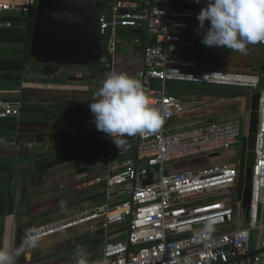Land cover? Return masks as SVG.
Wrapping results in <instances>:
<instances>
[{"label": "built area", "instance_id": "built-area-1", "mask_svg": "<svg viewBox=\"0 0 264 264\" xmlns=\"http://www.w3.org/2000/svg\"><path fill=\"white\" fill-rule=\"evenodd\" d=\"M105 3L113 12L111 22L106 21V7L101 15L103 75L118 72L120 31L144 30L154 41L144 50L145 71L135 78L146 89L151 103H166L170 115L158 133L125 137L120 149L109 137L107 167L82 185L100 188L104 201L33 229L39 241L87 228L102 246L100 264H264L263 76L196 71L194 64L178 57L194 47L184 33L197 30L202 0L200 4L194 0H139L137 9L130 7L128 0ZM36 4V0H27L25 5L0 1V14H29ZM107 29L110 34L105 35ZM172 82L243 88L260 95L248 215L237 199L203 201L213 195L236 194L237 164L199 171L173 169L177 162L233 149L240 143L242 122L228 120L171 130L173 120L185 113L182 99L168 92L167 85ZM20 115L19 104L0 101V121Z\"/></svg>", "mask_w": 264, "mask_h": 264}, {"label": "crops", "instance_id": "crops-1", "mask_svg": "<svg viewBox=\"0 0 264 264\" xmlns=\"http://www.w3.org/2000/svg\"><path fill=\"white\" fill-rule=\"evenodd\" d=\"M0 1L27 4V0ZM128 1L130 7H140L139 0ZM36 6L32 7L29 14H0V100H38L20 104L21 115L18 118L0 121V250L7 249L10 254L20 249L25 240V236L20 238L23 233L20 228L33 230L81 213L104 201L100 188L82 185L87 178L96 176L107 167L109 137L97 131L89 107L93 94L102 87L106 75L101 72L93 74L84 67H68L57 69L56 75L50 74L49 80L39 79L43 71L40 72L37 67L39 64L26 53L33 28L30 20H34ZM204 7L206 0H202L198 11ZM184 36L194 47L181 52L178 57L194 64V70L240 74H254L257 73L255 70H260L264 87V46L249 45L246 54H241L205 47L196 31L185 32ZM119 41L116 70L135 78L144 72V50L154 40L144 30L136 29L121 30ZM98 65L102 68L101 61ZM54 77H83L99 82L57 81ZM223 88L175 82L167 85L168 92L180 97L184 107L186 103L197 104L199 101L212 103L201 114L204 125L241 120L243 126L245 99L253 92L234 88V99H230L222 96ZM183 121L179 117L175 118L171 130H183L180 129ZM197 121L193 120L195 123ZM17 134L46 137L43 142L30 146L27 155L20 158L18 149L10 143ZM241 141L242 135L240 143L234 147V157L230 156L228 162L218 163L230 155L220 152L187 160L178 171H199L233 163L239 166ZM21 170L23 183L20 206L14 217H8L9 180L14 172ZM235 225H238V221ZM87 235V228H78L39 241L35 248H25L15 258V264H77L78 251L86 253L88 259L92 258L99 243L89 237L83 240ZM81 238L82 242L73 246L74 241ZM96 264H100V259Z\"/></svg>", "mask_w": 264, "mask_h": 264}, {"label": "water", "instance_id": "water-1", "mask_svg": "<svg viewBox=\"0 0 264 264\" xmlns=\"http://www.w3.org/2000/svg\"><path fill=\"white\" fill-rule=\"evenodd\" d=\"M105 7V0H37L29 55L35 63L44 67L39 79H51L49 66L88 68L102 60L105 55V46L102 43L100 26L102 10ZM112 12L111 7H106L107 22H111ZM122 13L127 12L123 10ZM108 34L110 29L105 31V35ZM255 71L260 72V70ZM53 79L78 83L99 82V80L83 77H54ZM259 97L258 93H252L246 97L242 126L239 182L236 194L237 201L241 203L247 215L252 197L251 184L255 162ZM0 101L19 105L29 101L38 102V100H26V98ZM45 137L17 134L10 143L18 149V155L22 158L30 146L43 142ZM22 179V170L14 172L10 177L8 217H14L19 209ZM150 182L151 177L147 183ZM102 234L103 232H100V235Z\"/></svg>", "mask_w": 264, "mask_h": 264}, {"label": "clouds", "instance_id": "clouds-1", "mask_svg": "<svg viewBox=\"0 0 264 264\" xmlns=\"http://www.w3.org/2000/svg\"><path fill=\"white\" fill-rule=\"evenodd\" d=\"M196 18V34L205 47L246 54L249 45L264 44V0H206ZM89 107L97 131L110 137L119 149L126 143L125 137L158 133L170 115L166 103H151L140 80L115 71L106 74ZM39 239L38 233L29 230L14 254L0 250V264H15V258L25 248H35ZM77 264H89L86 253L78 251Z\"/></svg>", "mask_w": 264, "mask_h": 264}, {"label": "rangeland", "instance_id": "rangeland-1", "mask_svg": "<svg viewBox=\"0 0 264 264\" xmlns=\"http://www.w3.org/2000/svg\"><path fill=\"white\" fill-rule=\"evenodd\" d=\"M102 43L105 46V40H102ZM180 87H183V86H180ZM183 88H188V87H183ZM209 105H212V103L211 104H210V102H206L205 103L203 101H199V102H197V104L196 103L195 104L194 103H192V104L186 103L184 115H186V114H196V113H197L196 114L197 116L201 115L203 113V110L206 108V106H209ZM223 108L225 109V106H223ZM228 108H230V107H228ZM205 112H209V111H205ZM194 119H196V118H192L191 117L190 120H194ZM223 153H225V154L226 153H230V155H227L223 160L221 159L220 162H218V163L228 162L229 158H231L230 156L234 157V148L231 149V150L224 151ZM185 161H187V160H185ZM185 161L177 162L174 165L173 169L174 170H179L180 169V165H183ZM230 199L236 200L237 199V194L232 193V194L213 195V196L204 198L203 201L207 202V203L208 202L216 203V202H219V201H225V200H230ZM88 237L92 239V237L90 235L89 236L87 235V236H85V238L83 240H86V238H88ZM81 240H82V238L74 241V243H73L74 245L73 246L78 245L80 242H82ZM98 246L99 247H96V249H95L96 250V254L95 255L99 257L101 255L102 246H101V244H99Z\"/></svg>", "mask_w": 264, "mask_h": 264}, {"label": "trees", "instance_id": "trees-1", "mask_svg": "<svg viewBox=\"0 0 264 264\" xmlns=\"http://www.w3.org/2000/svg\"><path fill=\"white\" fill-rule=\"evenodd\" d=\"M32 24H33V20H32V18H31V20H30V26L32 27ZM31 34H32V32L30 33V37H29V41H28V43H27V48H26V53H27V56H29V46H30V38H31ZM149 45V44H148ZM37 67L40 69V72H42L43 71V69H44V67L42 66V65H37ZM66 69V68H68V67H58V66H49L48 67V70L50 71V74L51 75H56V70L57 69ZM82 68V67H81ZM86 69H88V70H90L93 74H95V73H98V72H101V73H103L104 72V69H102V68H100L99 67V65L98 64H93V65H91L90 67H88V68H86ZM64 74L65 73H63L62 75L64 76ZM222 91H223V93H222V96L224 97V98H230V99H234V87H224L223 89H222ZM229 109H231V107L229 108ZM197 114V113H196ZM196 114H186V115H182L181 117H179V118H181V119H184L185 121H183V123H182V128H180V129H188V128H193V127H198V126H205L203 123H202V121H201V119H200V117H202L201 115H198L199 117H197L196 119L199 121H197V123H195V122H193V120H190V119H187V117H192L193 118V116H197ZM177 130V129H176ZM173 131H174V129H173ZM22 183H23V179H22ZM22 231H20V232H23V233H21L20 235H21V237L20 238H22V237H24L25 236V234H26V232L28 231L27 230V227L24 229V228H20ZM100 259V257H98V256H96V255H94L92 258H89L88 260H89V264L90 263H97L98 262V260Z\"/></svg>", "mask_w": 264, "mask_h": 264}]
</instances>
